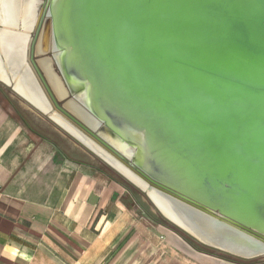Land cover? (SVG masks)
Instances as JSON below:
<instances>
[{
    "label": "water",
    "instance_id": "water-1",
    "mask_svg": "<svg viewBox=\"0 0 264 264\" xmlns=\"http://www.w3.org/2000/svg\"><path fill=\"white\" fill-rule=\"evenodd\" d=\"M48 19L50 46H31L27 65L50 109L150 184L264 242V0H50ZM166 219L206 246L259 253Z\"/></svg>",
    "mask_w": 264,
    "mask_h": 264
},
{
    "label": "crops",
    "instance_id": "crops-1",
    "mask_svg": "<svg viewBox=\"0 0 264 264\" xmlns=\"http://www.w3.org/2000/svg\"><path fill=\"white\" fill-rule=\"evenodd\" d=\"M25 114L0 93V264H247L160 240L117 188L90 186L91 163L74 144Z\"/></svg>",
    "mask_w": 264,
    "mask_h": 264
},
{
    "label": "bare ground",
    "instance_id": "bare-ground-1",
    "mask_svg": "<svg viewBox=\"0 0 264 264\" xmlns=\"http://www.w3.org/2000/svg\"><path fill=\"white\" fill-rule=\"evenodd\" d=\"M49 25V19L46 18V25L44 26L46 29L44 28V31L41 33L37 42L38 50H42L44 48L43 45L45 47L50 46L51 40ZM13 32H10L9 34V31L6 29H1L0 31V80L12 81L14 86L21 93L30 98L37 106L45 110V114L54 122H56L63 130L75 136L79 143L89 149H92L98 155L110 162L115 168L124 173L130 180L135 182L138 185V188L146 194L154 209L158 210L163 217L165 216V219L166 217L173 219L178 223L188 227L189 229H192L199 234L202 233L223 245L229 247L236 245L252 252H259L256 256L264 254V242L237 229L228 221H225L216 215L203 212L180 200L179 198L150 184L148 181L136 174L133 170L128 168L123 162H121L116 156L96 142L92 137L88 136L86 133L77 128L62 114L56 110L50 109L48 102L44 99L41 93L37 91L38 89H35L36 86L34 85L33 80L26 81V79H24V73L30 75L28 67L25 68L23 72L20 71L19 73L6 67L7 65L10 66L8 63V58L4 55L6 53V45H8L9 41L12 42L11 40H15L16 37H20L25 40L24 34L18 35ZM7 36L10 38H7ZM41 62L50 83L54 87L55 91L60 95L62 92V86L60 83H58L52 73L50 58L45 57L41 60ZM70 107L74 112L79 113V111L73 107V105H70Z\"/></svg>",
    "mask_w": 264,
    "mask_h": 264
},
{
    "label": "rangeland",
    "instance_id": "rangeland-1",
    "mask_svg": "<svg viewBox=\"0 0 264 264\" xmlns=\"http://www.w3.org/2000/svg\"><path fill=\"white\" fill-rule=\"evenodd\" d=\"M7 38L10 37L7 36ZM50 54L51 53L48 52L45 56L49 57ZM0 93H2V96L6 97V99L10 101L14 111L16 110L18 113L22 112L23 114H25L24 112H26V118H28L29 122L39 130H42L44 131V133L52 136H56V131L60 132L61 135L59 137V140L61 141L62 145L66 146L67 143L70 145L74 144L75 147L73 152L78 157H85L86 161L91 163L89 167L93 169L94 173L92 175V179L90 180V186H93L95 189H99L101 186H103L105 190L110 189V191H112L114 188H117L118 193L121 192L119 193L121 194V200L124 201L126 205H130V207H132V216L136 220H146L150 224H152L158 231L163 232L160 240H162V237L164 236V234H166L165 236H168L167 239L172 240L174 247H176V242H182L190 246L192 249L203 253L213 254L225 261L232 262V260H236L247 264H264V254H260L252 258H241L198 242L188 233L184 232L182 229L167 221L158 210H155L152 203L142 190L129 182L110 166H108L99 157L89 151L87 147H84L72 136L61 130L55 123L47 118L48 116L46 114L42 115L38 110L30 108L23 100H21L16 94H14L9 87L5 86L1 82ZM81 170L84 171V169ZM96 171H100L102 174L98 176V173H95ZM105 177H108L109 179L113 178V180L118 185H115L114 183L109 181V183L106 184Z\"/></svg>",
    "mask_w": 264,
    "mask_h": 264
},
{
    "label": "flooded vegetation",
    "instance_id": "flooded-vegetation-1",
    "mask_svg": "<svg viewBox=\"0 0 264 264\" xmlns=\"http://www.w3.org/2000/svg\"><path fill=\"white\" fill-rule=\"evenodd\" d=\"M49 2L50 0H0V31L6 29L9 34L14 31L15 34L25 35V40L20 37L11 40L12 42L8 40L4 54L10 65L7 68L19 73L28 67L30 47L37 48L38 39L46 29L44 26L48 18ZM37 57L38 55L33 56L34 59ZM24 74L26 81H32L30 75Z\"/></svg>",
    "mask_w": 264,
    "mask_h": 264
}]
</instances>
